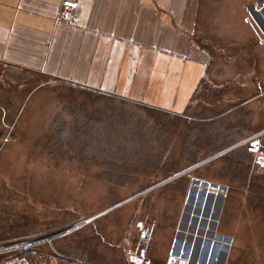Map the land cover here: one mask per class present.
<instances>
[{
    "label": "rangeland",
    "instance_id": "374dc122",
    "mask_svg": "<svg viewBox=\"0 0 264 264\" xmlns=\"http://www.w3.org/2000/svg\"><path fill=\"white\" fill-rule=\"evenodd\" d=\"M200 1L196 39L211 55L187 110V88L176 109L170 87L186 76L182 63L192 64L194 49L175 57L179 68L138 67L147 80L162 77L157 91L172 103L164 108L180 115L43 74L0 79V264L13 261L7 246L66 229L17 250L20 264H128L126 248L143 230L153 264H264V174L237 144L264 128V41L235 22L261 0ZM152 59L144 54L141 63ZM194 64L200 69L187 77L199 79L202 64ZM81 111L96 119L138 112L152 121L153 137L139 136L131 153L120 148L121 159L83 156L77 137L62 135Z\"/></svg>",
    "mask_w": 264,
    "mask_h": 264
},
{
    "label": "crops",
    "instance_id": "0c3cea01",
    "mask_svg": "<svg viewBox=\"0 0 264 264\" xmlns=\"http://www.w3.org/2000/svg\"><path fill=\"white\" fill-rule=\"evenodd\" d=\"M74 1L73 21L61 22L57 15L62 0H0V70L4 71L5 80L13 81L9 73L19 76V72H40L125 98H152V103L146 104L165 109L172 103L170 92L157 91L163 83L162 77L157 75L147 80V73L141 75L138 67L142 71L150 65L152 70H159L185 64L186 76L174 81L170 89L176 96L178 109L187 88L184 111L187 109L206 75L208 60L204 58L210 60L211 55L208 45L196 39L200 0ZM228 8L240 11L242 6L230 2ZM247 9L249 15L236 17L235 22L242 30L263 38L260 39L263 42L264 5L255 2ZM173 11L179 16L174 17ZM132 29L134 35H130ZM137 40L143 43L140 45ZM191 49L196 54L188 60L192 64L187 60L181 65L174 61L175 57L186 58ZM144 54L153 55L150 63L147 60L141 63ZM195 62L202 64L199 79L187 77L200 69ZM196 80L199 83L185 85Z\"/></svg>",
    "mask_w": 264,
    "mask_h": 264
},
{
    "label": "trees",
    "instance_id": "16d2710c",
    "mask_svg": "<svg viewBox=\"0 0 264 264\" xmlns=\"http://www.w3.org/2000/svg\"><path fill=\"white\" fill-rule=\"evenodd\" d=\"M33 73L41 74L40 72ZM3 74L4 71L0 70V79H2L3 82H9L4 79L5 76ZM1 76L3 77L1 78ZM94 90L95 92H101L98 89ZM114 95L117 96L116 94ZM117 97L125 98L120 95ZM125 99H128L131 102H134V104L142 107L151 106L150 108L159 112H165L169 114L175 113L173 111H167L161 107L134 101L131 98ZM115 114L116 115H110L104 113L96 119L93 117H87L85 113L81 111L78 116H73L70 120L63 123L64 125L62 126V135L64 137L68 136L70 138H74L76 136L77 141L79 140V142L84 146L81 149L83 156L91 157V155H95L98 158H103L106 160L121 159L122 155L124 154L121 153L120 148L122 147L129 148L131 153V150H134L139 146V136L153 137V123L149 119H145V115L139 114L138 112H135L134 114L132 113V115L120 114L118 112H115ZM175 115L180 114L175 113ZM155 127L157 128L156 125ZM244 151L246 154L252 156L246 152L245 149ZM254 168L259 171L256 167ZM21 251L26 253V251L30 250ZM16 252H14L15 255Z\"/></svg>",
    "mask_w": 264,
    "mask_h": 264
},
{
    "label": "built area",
    "instance_id": "2783aa9c",
    "mask_svg": "<svg viewBox=\"0 0 264 264\" xmlns=\"http://www.w3.org/2000/svg\"><path fill=\"white\" fill-rule=\"evenodd\" d=\"M261 4L264 5V0H261ZM76 8V2L74 0H62L61 7L59 9L57 19L61 22H72V10ZM239 146L243 147L246 152L252 155L253 164L261 173L264 174V128H260L245 136L243 140L237 143ZM81 227V226H79ZM72 229H66L59 231L56 234H50V236L42 237L38 240L34 241H26L21 243H16L11 246H7L4 250H28L33 246L40 244L41 242H45L47 240H52L54 238H59L64 234L70 232ZM151 233L149 230H143L137 240L134 243L130 244L126 248V257L128 264H153L152 258L148 255V245L150 242ZM3 252V249H0V253ZM13 261L10 262L12 264H20L19 258L14 255ZM7 261V260H5ZM177 259H171L166 264H176ZM9 263V264H10Z\"/></svg>",
    "mask_w": 264,
    "mask_h": 264
}]
</instances>
